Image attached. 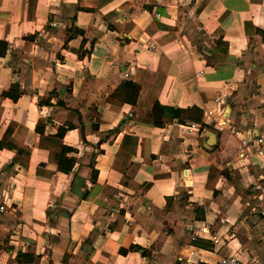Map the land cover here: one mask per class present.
<instances>
[{
  "label": "crops",
  "instance_id": "obj_1",
  "mask_svg": "<svg viewBox=\"0 0 264 264\" xmlns=\"http://www.w3.org/2000/svg\"><path fill=\"white\" fill-rule=\"evenodd\" d=\"M1 41L0 143L11 130V145L31 154L0 148V264H20L29 247L33 264H264L250 191L264 156L241 161L238 140L217 130L225 110L264 136V0H0ZM125 81L140 86L138 107L168 109L163 127L133 121V106L111 98ZM192 107L205 126L171 119ZM125 136L137 149L118 167L138 190L114 167ZM63 146L70 174L58 170ZM202 225L210 234L193 242Z\"/></svg>",
  "mask_w": 264,
  "mask_h": 264
},
{
  "label": "trees",
  "instance_id": "obj_2",
  "mask_svg": "<svg viewBox=\"0 0 264 264\" xmlns=\"http://www.w3.org/2000/svg\"><path fill=\"white\" fill-rule=\"evenodd\" d=\"M74 34H80L84 35V31L80 29H75ZM31 38L35 39V36H32ZM9 44L7 42L1 41L0 42V56H5L8 52ZM141 88L138 84L132 82V81H125L111 96L112 99H114L117 102L121 103H127L133 106V116L132 120L139 123H145L149 124L155 127H163L164 126V118L168 114V109L165 106L160 105L159 103H155L150 107L143 106L138 107V100L140 96ZM5 95L12 100L16 101L20 98L21 93L19 91L17 92H7ZM171 119L176 120L179 124H186L187 121H192L197 124H201L202 127L205 126L204 123H202L203 119V113L200 109L197 107H192L190 109H176L173 110L171 113ZM71 127L67 128H60L56 139L62 141L65 134L68 132V130ZM36 131L41 135V137L44 134V124L42 121H40L36 127ZM11 136V130H8L6 136L3 138L2 142L0 143V148H6L11 151H14L20 156L24 158H29L31 154V149L28 147H23L20 145H16L13 147L11 143H13L8 137ZM137 143L138 139L132 136H125L120 151L118 153V160L117 163L114 165V167L117 170H120L123 174L122 183L124 187L127 188H133L134 190H138L140 188V185L133 183L131 179H129L126 175V169L127 168H119V162L123 161L125 159L126 167L128 163L130 162L132 156L135 154L137 149ZM73 152L72 148L69 147H61V150L59 151V158H58V170L60 172L70 174L75 166V159L69 158L67 154ZM130 153V155H128ZM213 174H216V178H212ZM222 175V172L218 171L215 167H212L210 170V175L208 182L206 184L207 189L215 191V185L216 180L218 177ZM160 178L159 176H157ZM156 177V179H157ZM95 180V176L93 178ZM161 179V178H160ZM149 187V185L147 186ZM115 192L119 193V190H115ZM196 242V241H195ZM134 249L141 250L142 254L144 256H147L149 253L147 250L142 249L140 247H134ZM122 254H126V250H121ZM17 261L20 264H33L37 261V257H35V251L33 248L29 247L26 253H23L22 251L18 253Z\"/></svg>",
  "mask_w": 264,
  "mask_h": 264
},
{
  "label": "built area",
  "instance_id": "obj_3",
  "mask_svg": "<svg viewBox=\"0 0 264 264\" xmlns=\"http://www.w3.org/2000/svg\"><path fill=\"white\" fill-rule=\"evenodd\" d=\"M151 50H156L157 45L152 44L150 46ZM129 77V74L125 75ZM217 106L221 107L224 104L223 98H217L215 100ZM229 111L220 110L219 117L217 121V130L220 133L230 132L239 142L240 147V159L243 162H250L253 158H261L264 156V136L255 134L251 130H240L234 127V124L230 121ZM213 115L212 111H207L205 116L211 117ZM201 129V125L195 123H187L188 132L194 133ZM252 197L257 199L258 205L252 210L253 215L259 217L264 221V176H259L258 180L250 187ZM1 211H5V207L0 208ZM206 234H210L209 227L207 225H202L199 227L192 237L193 242L202 238ZM212 241L218 244V239L212 237ZM219 264H252L250 262H243L236 257L222 258ZM257 264V263H253Z\"/></svg>",
  "mask_w": 264,
  "mask_h": 264
}]
</instances>
